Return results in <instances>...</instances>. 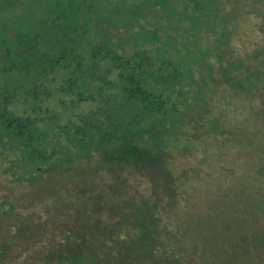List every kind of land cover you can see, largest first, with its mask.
Segmentation results:
<instances>
[{
	"label": "rangeland",
	"instance_id": "374dc122",
	"mask_svg": "<svg viewBox=\"0 0 264 264\" xmlns=\"http://www.w3.org/2000/svg\"><path fill=\"white\" fill-rule=\"evenodd\" d=\"M53 1L0 0V37L12 46L27 23L39 47L69 40L86 62L100 47L99 68L56 63L35 76L13 67L0 40V110L30 118L56 148L30 162L0 127V264H90L95 252L128 264L145 245L142 264H264V0H206L214 16L198 0H98L97 11L77 0L61 13ZM138 50L186 68L187 100L175 93L145 113L119 89L121 67L105 58ZM70 72L96 100L79 98ZM150 126L124 147L137 165L103 156L124 129ZM83 133L92 140L82 146Z\"/></svg>",
	"mask_w": 264,
	"mask_h": 264
},
{
	"label": "trees",
	"instance_id": "16d2710c",
	"mask_svg": "<svg viewBox=\"0 0 264 264\" xmlns=\"http://www.w3.org/2000/svg\"><path fill=\"white\" fill-rule=\"evenodd\" d=\"M89 1L91 3L89 4V6L92 11L99 10L97 6L95 7V1L98 0ZM52 4V6H54V8L56 10H59V12L61 13L65 11L64 8H67L68 6L78 5L80 4V2L77 3V0H54ZM211 4L214 6L215 2H212ZM200 8H202L205 11L206 15L209 16H214V13L217 14L218 11L217 8L215 9L214 7L209 5L206 0H198L195 3L194 9L198 10ZM77 21L78 16L76 22ZM26 24L27 23H24L22 25V28L18 33L19 36L13 42L12 46L7 47L8 40L4 38L5 36L0 37V40L2 41L1 47H4L6 51H8L9 56L13 61V67H18L19 69L23 70V68L29 69L34 66L33 69L36 71L35 76H37L38 74L39 76L45 75L48 69L56 63L59 67H69V65H74L76 66L75 68H79L83 70V72L86 71L88 73L94 72L99 68V62L96 60V58L98 56L97 53L101 51L100 47L95 45V47L100 50L99 51L97 49H94V45L91 46L93 57L87 62L85 61V59L78 57V54L75 50L76 48L74 46H69V44H71L69 40L67 41L69 44L62 40L55 41V43L53 44L57 47L55 50L50 49V42L48 44L46 41H43L40 48L38 45L39 41H37L36 35L33 34L32 31H30V24H28L27 26ZM46 46L49 48V50H45ZM165 53V51H156L155 55L151 56V53L138 50L133 55V57H126L120 56L115 52H109V54H107V58H105L110 60L112 63H117V65L121 67V72L119 73V81L121 82V86L119 89L124 91L125 94H127V96L130 98V100L138 104L145 113L148 112V109L153 112H158L163 98L171 99V96L175 93L178 94L177 98H183L187 100V97L182 96L184 85L180 83V79L185 75L184 72L186 68L184 69L179 62H175V60L169 59L170 55H168V57ZM231 68L242 69L244 68V66H242L241 63H232L228 71ZM26 73L28 74L29 71L27 70ZM72 74L74 73H69V83L77 90L79 98L85 100H96L95 93H88L84 89L83 84L88 85V79L85 76L80 77V74L79 76H71ZM29 75L32 76L33 74L29 73ZM23 76H26V74L24 73ZM23 79L24 77L18 81L21 83ZM81 80H83V84L80 85ZM195 81L197 83V80ZM253 83L254 82H250L249 84ZM0 86H3L1 82ZM176 89H178L179 91L176 92ZM194 96L197 98L202 97L200 92H194V95L190 96V99H192L193 101L196 99ZM173 107L176 108L177 106L174 104ZM0 127L2 128L1 133L3 135H7L14 140L20 141L19 146L21 145L20 148L21 150H23L22 153L25 155L24 158L28 161L37 162L46 161L51 158L53 159V153L56 152V150L54 151V149H56L55 146L46 145L47 137L44 134L42 138H40V136L38 137V135L36 136L33 129V121L30 118L17 117L8 109L4 108L0 110ZM142 128L143 127L135 128L137 130H134V128L132 127L124 129L125 131L122 134H119V138L116 144L109 146L108 148L103 150V156L110 161H123L125 163H130V165H137L139 163V160L134 159V156L131 157V154L128 153L129 148L126 147L125 149L124 147L129 144V147L135 145L134 142L137 137H139V135L140 137L143 135L152 136V132L156 131V127L152 129V127L150 126V129L152 130L150 131L147 129L148 131L145 132L142 131ZM77 130L80 131L79 127H77ZM82 132L83 131H80L79 133ZM88 139L92 140V138H89L86 134L83 133V141H81L80 145H85ZM99 141L104 144L106 142V139L104 140L103 137H101L97 140V142ZM141 161L143 160L140 159V162ZM140 211L141 212L138 213V216H142L144 214L142 219L147 218V216L151 213L148 212L146 214V211ZM148 217L150 218V216ZM131 240V236L129 237V235H126L123 238V243H131ZM133 242L134 241L132 240V244ZM146 243H148L147 240H144V243L142 244ZM145 246L137 250L134 248L132 249V251H130V253L127 252L124 257V262L128 264H142V257L139 252L146 250L147 256H151L150 254H153V251L150 248H145ZM100 253L101 252H95L96 263L90 264H101L105 255ZM159 253L161 257L167 256L166 250H161L159 251ZM87 255L88 254H86L85 257ZM120 258H122L121 251L118 252V255L116 256V259Z\"/></svg>",
	"mask_w": 264,
	"mask_h": 264
}]
</instances>
